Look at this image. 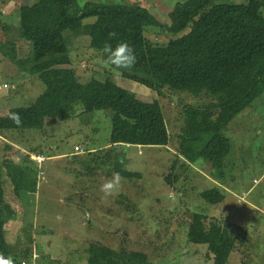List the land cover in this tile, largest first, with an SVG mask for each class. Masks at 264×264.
Wrapping results in <instances>:
<instances>
[{"label":"rangeland","instance_id":"374dc122","mask_svg":"<svg viewBox=\"0 0 264 264\" xmlns=\"http://www.w3.org/2000/svg\"><path fill=\"white\" fill-rule=\"evenodd\" d=\"M88 1L142 6L160 22L169 23L170 11L181 0L78 3L83 6ZM59 11L55 0H0V82L8 84L0 90V116H6L13 107L33 103L46 88L43 76L50 72L68 75L75 69L83 81L111 76L145 101L159 98L170 142L167 146H116L126 153L125 169L140 172L142 177H121L118 193L105 198L100 187L112 178V162L107 163L106 151H90L110 145V111L85 112L76 104L51 109L43 129L0 132V164L10 160L3 174V211L5 215L16 212L6 222L7 240L20 251L19 260L24 258L29 264H89L94 257V264H123L114 252L135 250L148 253L156 264H214L207 256V247L210 232L220 219L233 232H246L244 245L232 252L228 264H264V93L225 130L232 143L227 184L212 177L211 165L203 160L184 169L176 154L184 123L183 105H200L208 101L207 97L170 88L159 97L151 88L121 76L122 70L105 65V54L91 48L89 36L74 40L71 65L54 66L43 75L32 74L28 65L21 67L12 60L8 53L13 47L16 58L31 56L32 44L21 36V26L53 24ZM94 21L95 17L84 20ZM190 29L188 26L173 34L149 26L145 35L163 43ZM36 151L48 158L41 164L30 161L37 178L36 190L30 191L24 180L16 178L15 166L23 165L24 153ZM174 161L177 165L171 170ZM171 171L179 178L169 184L166 176ZM213 187L225 193L224 201L212 204L201 197L203 190ZM194 213L206 214L208 219L194 222ZM106 249L114 251L113 256L112 252L102 256Z\"/></svg>","mask_w":264,"mask_h":264},{"label":"trees","instance_id":"16d2710c","mask_svg":"<svg viewBox=\"0 0 264 264\" xmlns=\"http://www.w3.org/2000/svg\"><path fill=\"white\" fill-rule=\"evenodd\" d=\"M55 1L60 8L57 21L23 24L21 36L32 44L31 56L18 59L13 47L8 53L12 60L21 67L28 65L27 70L32 74L43 75L54 66L72 64L71 48L78 37L89 36L91 48L102 53L106 41L113 47L121 41L128 42L134 48L137 63L130 70H122L121 76L151 88L159 97L165 96L166 88H170L208 98L200 105H183L184 123L178 133L177 159L184 169L203 160L211 165V176L227 184L230 170L227 157L232 143L225 130L264 93V0H181L170 11L169 23L160 22L151 10L138 5L88 1L81 6L78 0ZM91 17H95L94 22H84ZM149 26H159L173 34L188 26L191 29L182 36L158 43L146 37ZM109 33L115 36L109 39ZM43 82L46 88L33 103L10 109L9 113L20 114L22 124H14L8 113L0 116V132L43 129L46 119L51 117V109L81 104L85 112L108 110L112 119L110 145L90 153L106 151L107 163L112 162L110 174L119 173L124 178H140L142 174L125 169L126 153L118 151L116 146H167L170 142L159 98L145 101L134 91L115 83L111 76L83 81L75 69L68 75L50 72L43 76ZM28 154L21 156L23 165L15 166L16 178L35 191L37 178ZM9 162L0 164V254L11 258L14 264H22L25 260H19L20 251L7 240L6 222L16 212L5 215L3 211L6 202L3 174ZM176 165L174 161L171 170ZM166 178L172 184L179 175L171 171ZM200 195L212 204L226 198L217 187L203 190ZM193 218L199 222L207 220L208 215L194 213ZM211 231L207 256L214 264H228L232 252L244 245L246 232L243 230V235H239L220 219ZM111 252L113 256L114 251L108 249L101 255ZM114 254L123 264H156L143 251ZM91 263H97V259L91 257Z\"/></svg>","mask_w":264,"mask_h":264},{"label":"clouds","instance_id":"9594fccd","mask_svg":"<svg viewBox=\"0 0 264 264\" xmlns=\"http://www.w3.org/2000/svg\"><path fill=\"white\" fill-rule=\"evenodd\" d=\"M114 36L115 33H109V39ZM103 52L105 54V65L115 68L117 72L120 70H130L137 63V56L134 48L125 41L119 42L115 47L106 41L103 46ZM8 119L12 120L17 126L22 124V118L17 112H10ZM120 182V174L114 173L111 179L105 181L101 185L100 191L104 194L105 198L115 195L119 191ZM0 264H14V262L11 258H5L2 254H0Z\"/></svg>","mask_w":264,"mask_h":264},{"label":"built area","instance_id":"2783aa9c","mask_svg":"<svg viewBox=\"0 0 264 264\" xmlns=\"http://www.w3.org/2000/svg\"><path fill=\"white\" fill-rule=\"evenodd\" d=\"M6 87H8L7 83H1L0 82V90L4 89ZM127 145H129V144H127ZM79 148H80V146L76 145V149L79 150ZM28 155L33 161H35L36 163H39V164H41L43 161L46 160V158H48V157L44 156L43 154H38V153H31L30 152ZM22 264H29V263H27L26 261H23Z\"/></svg>","mask_w":264,"mask_h":264},{"label":"crops","instance_id":"0c3cea01","mask_svg":"<svg viewBox=\"0 0 264 264\" xmlns=\"http://www.w3.org/2000/svg\"><path fill=\"white\" fill-rule=\"evenodd\" d=\"M57 19H58V17H57ZM57 21V20H56ZM142 145H138V147H141ZM93 151V150H92ZM63 155V154H62Z\"/></svg>","mask_w":264,"mask_h":264}]
</instances>
